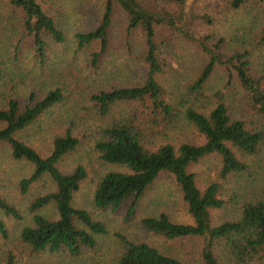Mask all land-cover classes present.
Returning a JSON list of instances; mask_svg holds the SVG:
<instances>
[{
  "label": "trees",
  "instance_id": "obj_1",
  "mask_svg": "<svg viewBox=\"0 0 264 264\" xmlns=\"http://www.w3.org/2000/svg\"><path fill=\"white\" fill-rule=\"evenodd\" d=\"M97 2L94 27L74 34L77 48L88 56V66L99 71L108 63L116 12L127 34L142 31L145 47L139 83L99 89L92 95L102 112L113 116L102 127L95 149L102 161L120 168L98 179L92 207L113 211L126 207V216L131 218L152 183L166 172L180 187L192 218L190 223L175 222L164 210L142 217L141 225L151 237L135 240L117 234L120 248L114 264H264V188L256 196L244 191L228 197L223 184L231 179L236 184L244 175L245 189L260 176L264 184V71L254 70L251 58L255 51L264 58V0ZM66 5L64 0H0V84L11 83L4 78H14L15 65L26 49L43 65L53 44L67 41ZM164 36L176 44L190 43L197 49V58L184 55L172 61L160 57ZM221 67L227 77L221 96L202 104L207 82ZM39 71L35 66V73ZM63 98L62 89L55 86L41 96L30 92L23 100L11 94L0 107V145L9 148L12 159L32 166L19 181L20 192L25 194L43 175L54 186L30 203L33 225L21 230V240L35 254H82L108 233L104 222L74 204L75 191L87 176L84 165L77 162L67 171L60 167L62 158L76 148L78 137L64 130L43 155L18 136ZM180 121L192 125L203 141H155L157 133H165ZM210 155L220 162L217 178L198 185L191 167ZM255 166L257 177L251 170ZM51 204L53 218L39 213ZM16 206L0 195L4 216L20 219ZM223 208L227 216L214 220L213 211ZM0 234L7 237L1 215ZM191 239L200 241L199 251L196 256H185L181 247ZM0 264L16 262L8 254L0 258Z\"/></svg>",
  "mask_w": 264,
  "mask_h": 264
},
{
  "label": "rangeland",
  "instance_id": "obj_2",
  "mask_svg": "<svg viewBox=\"0 0 264 264\" xmlns=\"http://www.w3.org/2000/svg\"><path fill=\"white\" fill-rule=\"evenodd\" d=\"M64 1L67 3L64 7L68 11L67 41L62 44H53L48 62L43 65L36 62L38 60L31 49H26L22 59L15 65L14 78H4L11 83L0 84V107L11 94L23 100L30 92L41 96L46 90L55 88V86L62 89L64 98L32 125L21 131L18 136L43 155L48 154L53 138L64 130L70 129L78 137L79 142L76 148L62 158L60 167L67 171L77 162L84 165L87 176L75 191L74 204L89 211L93 218L104 222L108 233L99 237L98 245L94 249L86 250L82 254L70 255L64 252L45 251L35 254L32 252L21 240V230L24 226L33 225V213L29 210L30 203L36 197L52 190L54 186L49 176L43 175L30 186L25 194H22L18 186L19 181L29 175L32 166L25 160L12 159L9 148L6 145H0V195L15 203L21 215L20 219H15L6 217L0 212L7 228L6 238L0 234V258L11 254L16 264H114L113 259L120 248L117 234H123L135 240H148L151 237V233L141 225L142 217L164 210L175 222L190 223L192 218L187 213V206L180 187L166 172L161 173L152 183L141 200L136 214L131 218L126 216V207H121L116 211L96 210L92 207L91 202L98 179L108 171L120 169L102 161L95 149L102 127L111 121L113 116L104 114L100 105L92 100V95L99 89L133 86L142 80L144 72L142 49L145 47V38L141 30L127 34L125 27L122 26L120 12H116L112 28L114 39L108 63L104 69L96 71L87 65L88 56L85 51L77 48L74 34L76 31H87L94 27L99 12L98 2L97 0ZM162 40L166 43L163 45L164 50L160 52V57L164 56L173 61L184 59V55L191 59L197 56V49L188 42L176 44L169 39V36H164ZM157 41L160 42V39ZM29 47L30 45L26 48ZM260 55L262 54L259 51L251 54L252 64L256 71L260 68L264 71V58ZM35 66L37 72L41 69L39 74L35 73ZM167 79L169 82L173 80V78ZM226 80L227 77L225 78L222 67L217 68L206 84V95L200 98L201 103L210 104L216 97L219 98ZM229 89L233 93L231 86ZM232 97L234 95L229 99ZM114 114L117 115L116 112ZM165 138L177 144L203 141L202 135L185 121H180L165 133L160 131L154 136L157 142ZM261 164L263 165L264 162ZM219 167L218 157L210 155L193 165L191 170L197 176L198 185L202 186L208 180L217 178ZM251 170L254 176H259L257 166L253 169L251 167ZM242 177L243 180L236 184L232 179L223 183L227 188L225 196L235 195L237 197V193L240 195L244 191L256 196L255 193L262 192L264 184L261 176L248 189L244 188L246 175ZM39 213L53 218L55 216L54 204L42 208ZM213 216L214 220L224 218L227 216V210L224 208L214 210ZM199 243L198 239L188 240L184 242L181 250L185 256H196Z\"/></svg>",
  "mask_w": 264,
  "mask_h": 264
}]
</instances>
